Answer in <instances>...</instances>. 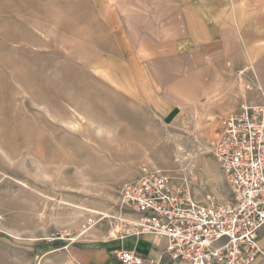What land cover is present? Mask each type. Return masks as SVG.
<instances>
[{
  "label": "rangeland",
  "instance_id": "obj_1",
  "mask_svg": "<svg viewBox=\"0 0 264 264\" xmlns=\"http://www.w3.org/2000/svg\"><path fill=\"white\" fill-rule=\"evenodd\" d=\"M253 10L0 0V264H74L70 246L134 231L122 189L145 167L197 200L228 199L211 150L234 107L222 110L264 96V44L246 38Z\"/></svg>",
  "mask_w": 264,
  "mask_h": 264
},
{
  "label": "built area",
  "instance_id": "obj_2",
  "mask_svg": "<svg viewBox=\"0 0 264 264\" xmlns=\"http://www.w3.org/2000/svg\"><path fill=\"white\" fill-rule=\"evenodd\" d=\"M211 154L228 199L197 200L168 173L145 167L122 189L123 204L138 216L135 232L164 240L172 264H264V96L222 119ZM114 255L121 264H155L127 249Z\"/></svg>",
  "mask_w": 264,
  "mask_h": 264
},
{
  "label": "crops",
  "instance_id": "obj_3",
  "mask_svg": "<svg viewBox=\"0 0 264 264\" xmlns=\"http://www.w3.org/2000/svg\"><path fill=\"white\" fill-rule=\"evenodd\" d=\"M252 5L254 10L253 14L250 15L249 23L251 34H248L246 38L249 40L250 44L253 42L264 44V0H252ZM255 39L262 40H256V42ZM250 70L246 68H234L233 66H230V71L236 74L241 72L240 76H243V74L246 72H250ZM252 77V74L249 73V79H246L248 81H245L249 85L245 86L246 89L244 91H248L247 87L252 88V86L255 85L254 78ZM242 79L243 78H241L240 81L241 83L244 81ZM179 87H181L180 90L183 91V87H186V83H183V85ZM244 100L241 98L240 105L244 102ZM240 105H238V107L232 106L230 108L223 109L222 113L225 114L232 111L233 107L234 110L232 112H234L239 109ZM177 110H180L179 105H175L174 108H171L170 111L165 115V118L171 119ZM261 245L264 248V230L261 233ZM165 246L166 244L164 240H160L151 234L139 235L134 229V231H131V233H128L122 237L89 242L87 244H74L70 246L69 254L70 259L74 264H121L115 257L114 253L121 249H127L137 252L145 259L152 260L155 264H172L170 260L164 256Z\"/></svg>",
  "mask_w": 264,
  "mask_h": 264
},
{
  "label": "bare ground",
  "instance_id": "obj_4",
  "mask_svg": "<svg viewBox=\"0 0 264 264\" xmlns=\"http://www.w3.org/2000/svg\"><path fill=\"white\" fill-rule=\"evenodd\" d=\"M135 221H136V220H135ZM134 223H135V222H134ZM134 223L132 222V224H134ZM85 233H86V232H84L83 234H85ZM83 234H82V235H83ZM114 235H115V234H114ZM74 240H75V239H74Z\"/></svg>",
  "mask_w": 264,
  "mask_h": 264
}]
</instances>
